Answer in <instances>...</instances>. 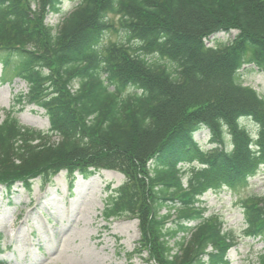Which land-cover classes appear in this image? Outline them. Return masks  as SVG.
I'll list each match as a JSON object with an SVG mask.
<instances>
[{"label":"trees","instance_id":"16d2710c","mask_svg":"<svg viewBox=\"0 0 264 264\" xmlns=\"http://www.w3.org/2000/svg\"><path fill=\"white\" fill-rule=\"evenodd\" d=\"M61 2L0 0L3 82L16 61L15 77L28 85L15 99L19 111L35 105L50 121L45 132L21 124L15 108L6 113L0 186L31 190L62 171H118L126 182L104 219H137L153 264H229L236 238L220 215L205 217L200 198L246 185L264 168V99L239 74L251 64L264 73V0H82L56 30L46 18ZM109 16L127 43L100 44ZM231 31L238 35L228 45L206 47ZM245 120L257 127L255 141ZM203 129L210 151L195 142ZM242 205L245 235L263 238L264 196Z\"/></svg>","mask_w":264,"mask_h":264},{"label":"rangeland","instance_id":"374dc122","mask_svg":"<svg viewBox=\"0 0 264 264\" xmlns=\"http://www.w3.org/2000/svg\"><path fill=\"white\" fill-rule=\"evenodd\" d=\"M80 2L63 0L60 11L50 13L46 24L58 28ZM109 17L111 28L105 32L100 44L106 47L127 43L119 18ZM237 35V31L219 33L206 40V45H228ZM151 59L165 63L158 57ZM15 63L13 60L11 70L5 74L6 82L2 79L0 63V123L5 110L15 104L14 96L28 93L27 84L12 71ZM239 74L244 86L254 88L264 98V73L254 65H247ZM17 117L23 125L34 129L48 131L50 128L45 111L35 106L27 105ZM246 130L252 135L257 133L250 123L246 124ZM210 139L207 129L195 135V140L205 151L214 147ZM225 140L228 143L230 137L226 136ZM124 182L123 174L101 171L86 180L77 176L73 191H70L71 180L62 172L46 188H41L40 180L35 181L30 192L21 185L12 193L0 187V264H151L148 255L137 249L141 236L137 220L121 218L107 223L102 216L108 195ZM251 196H264L263 167L246 185L222 186L201 198L200 207L205 210V216L220 215L225 231H232L236 238L237 244L228 254L229 264H260L264 252V237L254 239L245 235L242 203ZM166 212L162 209L160 214Z\"/></svg>","mask_w":264,"mask_h":264}]
</instances>
